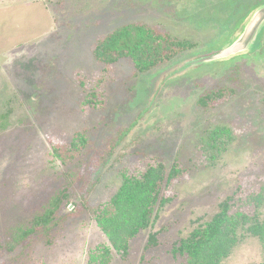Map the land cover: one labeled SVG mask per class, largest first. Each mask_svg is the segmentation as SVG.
Here are the masks:
<instances>
[{"label":"rangeland","instance_id":"374dc122","mask_svg":"<svg viewBox=\"0 0 264 264\" xmlns=\"http://www.w3.org/2000/svg\"><path fill=\"white\" fill-rule=\"evenodd\" d=\"M260 1L0 0V264H87L91 249L108 246L94 210L116 193L121 174L149 165L182 172L161 190L170 202L158 219L130 242L126 259L112 251L111 264H181L173 246L226 197L234 211L254 213L246 200L264 185V33L243 57L192 63L225 48ZM131 23L197 47L142 74L128 59L97 63V40ZM219 89L222 100L198 104ZM216 126L231 137L212 161L201 142ZM78 132L87 138L82 154L54 158L53 147ZM63 190L52 229L22 238ZM151 233L156 244L147 247ZM263 261L260 242L244 236L222 264Z\"/></svg>","mask_w":264,"mask_h":264},{"label":"trees","instance_id":"16d2710c","mask_svg":"<svg viewBox=\"0 0 264 264\" xmlns=\"http://www.w3.org/2000/svg\"><path fill=\"white\" fill-rule=\"evenodd\" d=\"M262 4L264 0L250 10ZM196 47L197 44L192 40L179 39L155 26L131 23L97 40L92 55L97 63L106 68L128 59L135 71L142 74L167 64ZM224 90L211 92L200 98L198 104L206 108L209 103L222 100L226 95ZM229 91L234 92L233 89ZM91 97V100L87 98L84 101L85 105L92 104L95 95L92 94ZM230 135V129L224 126H216L206 132L201 143L209 160L215 161L217 155L225 151L226 138L230 139ZM86 145L85 134L75 133L67 146L53 147V157L62 163L64 159L73 161L82 154ZM181 172L175 164L169 171L163 165L157 164L149 165L137 176L121 174L122 182L116 193L107 203L94 210L95 224L106 237L108 246L100 244L91 249L87 264H111L112 251L126 259L130 242L141 231L149 229L158 219L161 209L170 202L168 198L160 195L161 190L163 187L168 188ZM65 193L63 190L52 198L45 211L33 218L31 228L22 232V238L39 228L45 231L52 229L56 214L67 198ZM246 203L253 206L252 215L234 211V198L226 197L218 204L217 212L208 222L195 221L190 233L173 246L172 255L180 257L181 264H222L244 236L256 238L264 249V220L260 217L261 209L264 208V185L251 194ZM156 236L157 233L149 234L147 247L156 244ZM260 264H264V261Z\"/></svg>","mask_w":264,"mask_h":264},{"label":"water","instance_id":"95a60500","mask_svg":"<svg viewBox=\"0 0 264 264\" xmlns=\"http://www.w3.org/2000/svg\"><path fill=\"white\" fill-rule=\"evenodd\" d=\"M264 33V4L254 8L234 34L229 44L219 52L198 59L192 65L221 63L247 55L259 47Z\"/></svg>","mask_w":264,"mask_h":264}]
</instances>
